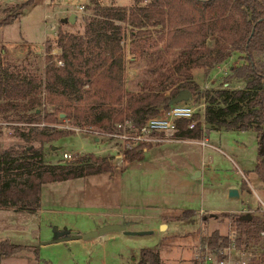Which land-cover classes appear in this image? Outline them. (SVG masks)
Listing matches in <instances>:
<instances>
[{
	"label": "trees",
	"instance_id": "1",
	"mask_svg": "<svg viewBox=\"0 0 264 264\" xmlns=\"http://www.w3.org/2000/svg\"><path fill=\"white\" fill-rule=\"evenodd\" d=\"M35 2H21L0 19V27ZM80 20L82 32L58 29L52 42L45 43L41 78L35 72L19 71L14 64L12 70L9 65L1 67L0 57V111L22 110L15 119L21 122L54 123L62 114L73 125L104 130L123 119L139 126L147 117L166 109L179 90L194 94L190 69L201 68L207 73L238 52L242 63L228 66L227 71L241 80V85L205 90L204 120L215 130H253L258 148L252 171L264 189V0H148L135 12L89 0ZM125 21L134 28L160 25L163 46L157 58H164L162 51H178L170 66L152 65L156 75L145 80L138 93L126 92L123 86L120 23ZM53 47L58 50L55 58L49 54ZM41 101L50 109H40ZM176 126V138H200L198 126L188 129L185 120H178ZM68 132L37 126L14 128L12 136L21 144L0 150V208L32 213L39 207L42 184L112 171L108 161L92 155L76 163L43 162V145ZM182 214L191 215V211ZM245 216L228 214L229 232L238 244L264 230V213L249 214L248 219ZM226 241V236L216 230L199 238L200 244L211 246ZM24 248L1 240L0 257ZM146 262L163 264L156 250L142 248L136 264Z\"/></svg>",
	"mask_w": 264,
	"mask_h": 264
},
{
	"label": "rangeland",
	"instance_id": "2",
	"mask_svg": "<svg viewBox=\"0 0 264 264\" xmlns=\"http://www.w3.org/2000/svg\"><path fill=\"white\" fill-rule=\"evenodd\" d=\"M14 1L9 4L0 1V19L21 3V0L17 4ZM54 1L56 5L51 7L50 0H36L33 5L23 8L12 22L0 27V53L1 49L7 52V55L0 56L1 67L9 65L12 70L14 63L19 71L26 72V65L31 66L32 72L41 78L42 55L36 59L30 56L31 63L28 62L29 58L24 61L19 59L20 63L11 61L15 59L10 55H20L22 49L16 44L23 42L30 44L33 50L38 48L40 53L41 42L53 35L54 39L60 19L75 13L78 20L77 6L87 2ZM76 26L77 23L63 22V27ZM165 54L168 63H160L162 68L172 64L178 51H166ZM223 63L225 65L221 63L209 68L207 73L201 69L194 73V78L190 76L189 83L194 86L192 103L197 106L195 115L205 107V90L227 86L237 88L241 85V80L230 76L227 71L228 66L242 63L241 55L233 52ZM181 78L182 75H179L178 79ZM18 112L22 110L0 111V121H17ZM15 127L23 129L28 126L4 129L0 126V150L21 144L20 140L12 136ZM206 133L208 143L214 148L201 147L197 142L161 143L145 152L124 155L120 164L107 160L111 151L94 152L105 147V144L98 145L90 137L76 136L73 131L68 132L65 138L58 139L60 141L44 144L42 160L45 163H76L92 155L108 161L112 171L42 184L39 193L40 209L36 214H33L36 210L32 214L24 211L12 214L10 210H0V240L25 246L26 251L28 245L38 246L39 242L47 240L52 235V229L60 226L63 221L66 227H84L95 219L122 221L124 218L132 222L130 228H141L136 231L148 233L108 240V246L114 253L111 260L113 264H136L138 258L131 260L129 251L135 248L131 252L135 255L138 251L136 248L153 247H160V256L165 260L160 261L163 264H191L189 257L196 250L201 235H208L213 230L222 234L229 233L231 226L228 214L237 215L240 213L236 211L245 209L246 214L259 215L262 213L259 211V208L262 209L261 202L264 204L263 186L252 171L258 148L253 130L216 131L214 127L206 125ZM63 151H75L77 160L62 159ZM83 151L94 154H84ZM229 188L237 190V197L227 196ZM187 210L191 211V215L182 214ZM247 243L256 249L263 248L264 236L257 233ZM50 249L53 248L40 253L22 252L19 256L25 264H56L53 260L55 253ZM179 258L183 260L178 261ZM0 264L14 263L11 260H0Z\"/></svg>",
	"mask_w": 264,
	"mask_h": 264
},
{
	"label": "crops",
	"instance_id": "3",
	"mask_svg": "<svg viewBox=\"0 0 264 264\" xmlns=\"http://www.w3.org/2000/svg\"><path fill=\"white\" fill-rule=\"evenodd\" d=\"M0 1L2 3H6V4L13 2V0H0ZM23 1L24 0H21V2H23ZM96 1L101 6H114V7L125 8L126 12H128V10L135 12V10L137 8L142 7L143 5H145L148 2V0H137V1L136 0H96ZM19 2H20V0L14 1L15 4H17ZM50 2H51V5H50L51 7L53 4L56 5V2L54 0H52V1L50 0ZM84 4H78V5L82 6V10L80 12L77 11V13L79 15L78 20L76 19L75 13H73L75 15V18H74V21L72 24L77 23V26L75 28L63 27V22H61L60 23L61 25L58 24L55 31H57L58 29H61V30L67 31V32H75V31L82 32L83 23L80 19H81L82 15H84V13H85V7L89 4V0H87V2ZM83 9H84V12H83ZM135 20L137 21V19H135ZM139 20H141V18ZM67 23H69V22H67ZM120 25L122 26V30H123V37H122L121 44H122V51H123V55H124V60H123V86H124V90L126 92H129V93H138L141 90L142 83L145 80L151 79L156 75L153 71H151L152 65L160 64L162 61V57L157 58V56H159L158 53L161 52L162 46H163V43L159 38L160 33H161L159 31L160 25H156V26L146 25V26H140L139 28H134L130 24H128L127 21L121 22ZM136 31H142V34H135ZM136 35H138V36H136ZM53 36L50 38H45L41 42L40 48H39V50H41L40 53H38V48H37V50H33L30 47V44H28L26 42L17 43L16 46H18V47L20 46L22 49V52L18 56L10 55V57L15 59V60H11V61L20 63L19 59L24 61L25 58H29L28 62L31 63L30 62L31 61L30 56H33V58H35V59L37 57H39L40 55L44 56L45 43L46 42H52ZM5 49H6V46H5ZM31 50L33 53H31ZM152 52L154 54H150ZM49 54L53 58H55L58 54V50L55 47H53L50 49ZM1 55L5 56V55H7V52L5 50L1 49ZM162 55L164 56V62H167V59H166L167 57L165 56L166 54L164 51H162ZM222 64L225 65V63H222ZM43 66H44V59H43L42 65H41L42 69H43ZM222 67H224V66H222ZM26 68H27V70H26L27 72L33 71V67H31V66L28 67L26 65ZM217 68L220 69V67H218V66H217ZM161 70L162 69L160 68V71ZM200 70H201V68H192V69H190V75H192V77L194 78V73L196 71H200ZM41 76H42V72H41ZM143 78H144V80H143ZM60 115H62V114H60ZM208 131H210V129H208ZM216 131H219V130H216ZM76 136H81V135H76ZM63 138H65V137L60 138V140ZM60 140H58V141H60ZM170 142H176V143L177 142H181V143L194 142V143H196L195 140H177V141H170ZM207 142H208V139H207ZM165 143H168V142H165ZM208 145H209V147L214 148L209 143H208ZM154 147H156V146H154ZM147 150H145V151H147ZM215 150H217V149H215ZM145 151H143V152H145ZM63 152H65V151H63ZM95 175H97V174H95ZM82 178H84V177H82ZM237 194H238V192H237ZM39 207H40V204H39ZM39 207L36 209V211L33 214H36L37 212H39V209H40ZM0 210H7V211L10 210V212L12 214L22 213V211H16L12 208H10V209H3L2 208ZM51 211H53V210L51 209ZM241 211L242 210H239L236 212H239L241 214ZM23 213H26V212H23ZM30 214H32V213H30ZM121 222H126L128 224L126 227V229H128V230L132 229V230L136 231V230L141 229V228H136V229L130 228L129 225H131L132 222L130 220H127L124 218H122V221L115 220V219H99V220L95 219L91 223H87L84 227H74V226L66 227L67 224H65L66 222L63 221V223L60 222L61 223L60 226H58V225L56 226V229H66L68 231V234H76V233H83L85 231L92 230L96 226H101L103 224L121 223ZM161 225L164 226V224H161ZM220 234H222V233H220ZM222 235H224V234H222ZM118 236L123 237L126 235L119 232V231H107L100 236L91 237V238H87V239H73V240H64V241H60V242L43 243V242L48 241V240L53 238V233H52L51 236H48L46 238L47 240L39 242L38 246L30 244L27 246L28 248L26 251H25V249H23V250H20L18 252H15L9 256H1L0 260H11V261H13L14 264H25L21 261V258H20L21 256H19L20 253L27 252V251L33 252V253H38V252L40 253L41 251H46L47 248L52 247L54 250L53 249H50V250L53 251V253H55V256H54L55 259H53V260L56 262V264H113V262L111 260H113V258H114V253L112 251V248H110V246H108V240L113 239V238H118ZM123 238H125V237H123ZM3 240H5V239H3ZM9 243H11V242H9ZM136 249L138 251L135 255L131 254V252L133 250H135V248H133L131 251H129V257H131V260H133V261L135 260V258H138V252L142 248H136ZM146 249L156 250L158 253V257H159L160 261L161 262L165 261L160 256V253H159L160 247H153V248H146ZM55 250H57L58 252ZM133 253H135V252H133ZM35 257L37 258V255ZM191 257H189L190 260H191ZM182 258L185 259V257H182ZM182 258L181 259L179 258L178 261L183 260ZM40 259H43V258H40ZM45 259L46 258H44V260ZM46 260H48V259H46ZM164 263L167 264V262H164ZM32 264H36V262H32Z\"/></svg>",
	"mask_w": 264,
	"mask_h": 264
},
{
	"label": "built area",
	"instance_id": "4",
	"mask_svg": "<svg viewBox=\"0 0 264 264\" xmlns=\"http://www.w3.org/2000/svg\"><path fill=\"white\" fill-rule=\"evenodd\" d=\"M48 5V2H43ZM82 6L78 5L76 11H81ZM48 17V16H47ZM57 66L61 65L60 61H56ZM43 96V92H42ZM203 104H200V106ZM40 109H50L41 101ZM197 106L193 105L192 97L186 101L168 105L166 109L160 110L155 116L147 117L141 125H135L128 119H123L113 123L110 130L96 128L90 125H73L70 119L59 114L58 119L54 123H46L43 121L34 122H18V121H0V126L4 129L10 126H37L48 127L51 129H61L73 131L76 135H84L91 138L92 142L98 145L105 144V147L94 152L111 151L107 160L110 159L114 164L122 163L123 156L126 154H134L143 152L151 147L161 143L183 140L175 136L177 131L176 123L178 120H185L188 129L198 126L200 130V138L195 140L201 147L209 146L207 142L206 124L204 120V109L201 113L196 114ZM94 152L83 151L84 154ZM106 156V155H104ZM62 159L66 161L77 160L75 151L61 153ZM262 209L259 211L264 213V204L261 202ZM245 209L241 211L244 213ZM260 236H264V230L258 232ZM227 241L223 244L208 245L207 242L199 243L191 257V264H264V247L260 249L249 246L247 242L238 244L231 233L224 234ZM144 264H149L148 262Z\"/></svg>",
	"mask_w": 264,
	"mask_h": 264
},
{
	"label": "water",
	"instance_id": "5",
	"mask_svg": "<svg viewBox=\"0 0 264 264\" xmlns=\"http://www.w3.org/2000/svg\"><path fill=\"white\" fill-rule=\"evenodd\" d=\"M75 18V15L73 13L69 14L66 18L60 19L61 22H69L73 23ZM191 98V93L188 89H181L177 92V94L172 97L168 101V105L175 104L181 101H186ZM63 115H61L62 117ZM237 191L235 188H229L227 190V196L229 198H235L237 197ZM246 215L245 217L248 219L250 216L249 214H244ZM126 222H121V223H107L103 224L101 226H96L94 229L85 231L83 233H76V234H68V231L66 229H56L54 227L53 230V238L45 241L43 243H52V242H60L64 240H73V239H87L91 237H97L102 235L103 233L107 231H119L125 235H141V234H146L148 233L147 231H134V230H128L126 229L127 227ZM163 226V225H161Z\"/></svg>",
	"mask_w": 264,
	"mask_h": 264
}]
</instances>
